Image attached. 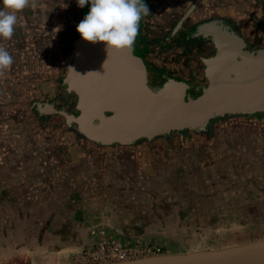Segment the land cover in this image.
I'll return each instance as SVG.
<instances>
[{
    "label": "crops",
    "instance_id": "1",
    "mask_svg": "<svg viewBox=\"0 0 264 264\" xmlns=\"http://www.w3.org/2000/svg\"><path fill=\"white\" fill-rule=\"evenodd\" d=\"M62 4L33 0L0 45L16 55L15 48L40 40L43 16ZM20 64L14 60L0 78V99L22 86L14 80ZM6 103H0V250L22 255L23 264H72L71 256L89 246L92 228L120 244L149 237L161 254L264 239L254 231L264 223V135L234 128L180 153L139 145H75L66 153L63 141L16 126L18 111ZM243 226L247 241L209 243L210 234Z\"/></svg>",
    "mask_w": 264,
    "mask_h": 264
},
{
    "label": "water",
    "instance_id": "2",
    "mask_svg": "<svg viewBox=\"0 0 264 264\" xmlns=\"http://www.w3.org/2000/svg\"><path fill=\"white\" fill-rule=\"evenodd\" d=\"M80 21L74 23L73 47L63 61L65 73L57 80L66 94L74 95L71 111L41 102L14 122L26 124L44 139L63 141L66 153L80 145L78 139L95 149L139 145L144 150L142 140L149 143L171 131L200 134L220 117L264 110V49L242 51L239 37L221 29L215 20L195 27V34L209 37L216 51L201 60L207 84L195 97L185 99L184 85L177 81L150 85L145 62L131 49L108 52L105 42L83 40L76 31ZM22 93L15 88L5 91L8 98L0 103L25 111ZM101 264H264V239Z\"/></svg>",
    "mask_w": 264,
    "mask_h": 264
},
{
    "label": "flooded vegetation",
    "instance_id": "3",
    "mask_svg": "<svg viewBox=\"0 0 264 264\" xmlns=\"http://www.w3.org/2000/svg\"><path fill=\"white\" fill-rule=\"evenodd\" d=\"M63 2L61 7L57 6L60 1L57 2L43 16L40 40L31 41L22 49H14L19 53L12 55L13 59L21 62V72L17 69L20 75H16L14 80L16 83L22 82V86L19 87L18 83L14 88L23 91L21 97L24 101L21 106L25 109H16L17 117L32 113L31 109L38 107L41 102H52L53 108L71 111L74 95L66 94L57 80L65 73L63 61L73 47L74 23L84 18L90 6L80 8L76 0ZM144 2L149 8V14L140 21L138 35L131 48L132 54L145 62L147 82L150 85L157 86L167 80L177 81L184 85V99L195 97L201 87L207 84L201 60L210 58L216 51L209 37L195 34L198 23L217 21L221 29L239 37L242 51L253 53L256 49H264V0ZM19 54L23 60L19 58ZM17 117L16 121L19 120ZM234 128L244 135H264V110L253 114L240 113L228 118L220 117L210 130L204 129L200 134L191 130L184 132V135L171 131L165 138L159 137L149 143L142 140V143H146L151 149L156 147L159 151L180 153L192 150L200 141L213 143L216 137L230 135ZM78 141L82 148H95L90 142L81 139Z\"/></svg>",
    "mask_w": 264,
    "mask_h": 264
},
{
    "label": "clouds",
    "instance_id": "4",
    "mask_svg": "<svg viewBox=\"0 0 264 264\" xmlns=\"http://www.w3.org/2000/svg\"><path fill=\"white\" fill-rule=\"evenodd\" d=\"M33 0H0V39L10 40L19 22L18 13ZM77 6L89 5V11L76 25L81 38L91 43L105 42L109 50L131 49L140 21L149 14L144 0H76ZM13 56L0 45V78L10 71Z\"/></svg>",
    "mask_w": 264,
    "mask_h": 264
},
{
    "label": "built area",
    "instance_id": "5",
    "mask_svg": "<svg viewBox=\"0 0 264 264\" xmlns=\"http://www.w3.org/2000/svg\"><path fill=\"white\" fill-rule=\"evenodd\" d=\"M90 244L71 256L72 264H101L131 260L162 253L160 246L151 238H138L130 244H120L103 228L88 231Z\"/></svg>",
    "mask_w": 264,
    "mask_h": 264
},
{
    "label": "rangeland",
    "instance_id": "6",
    "mask_svg": "<svg viewBox=\"0 0 264 264\" xmlns=\"http://www.w3.org/2000/svg\"><path fill=\"white\" fill-rule=\"evenodd\" d=\"M155 141V140H154ZM144 144V143H143ZM145 148L147 144H144ZM236 230V229H235ZM242 233H241V231ZM254 231L258 232V236L264 237V223H257ZM249 229L246 226L239 228L234 233L227 231H218L210 234L209 243H218L223 241H230L232 243H240L248 240ZM161 249V247H160ZM12 250H0V264H23V256L18 254H11Z\"/></svg>",
    "mask_w": 264,
    "mask_h": 264
}]
</instances>
